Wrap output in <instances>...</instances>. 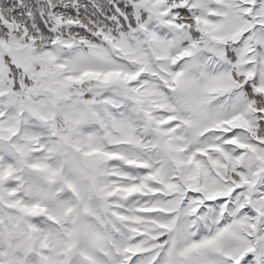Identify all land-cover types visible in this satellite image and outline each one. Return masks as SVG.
<instances>
[{
	"label": "snow or ice",
	"instance_id": "snow-or-ice-1",
	"mask_svg": "<svg viewBox=\"0 0 264 264\" xmlns=\"http://www.w3.org/2000/svg\"><path fill=\"white\" fill-rule=\"evenodd\" d=\"M0 264H264V0H0Z\"/></svg>",
	"mask_w": 264,
	"mask_h": 264
}]
</instances>
